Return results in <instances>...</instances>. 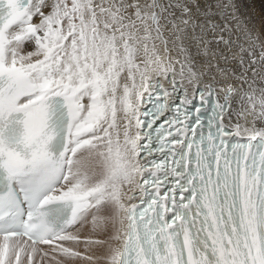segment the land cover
Instances as JSON below:
<instances>
[{"label": "snow or ice", "instance_id": "1", "mask_svg": "<svg viewBox=\"0 0 264 264\" xmlns=\"http://www.w3.org/2000/svg\"><path fill=\"white\" fill-rule=\"evenodd\" d=\"M0 264H264V17L0 0Z\"/></svg>", "mask_w": 264, "mask_h": 264}, {"label": "bare ground", "instance_id": "2", "mask_svg": "<svg viewBox=\"0 0 264 264\" xmlns=\"http://www.w3.org/2000/svg\"><path fill=\"white\" fill-rule=\"evenodd\" d=\"M242 10L252 16L257 22L264 17V0H240Z\"/></svg>", "mask_w": 264, "mask_h": 264}]
</instances>
